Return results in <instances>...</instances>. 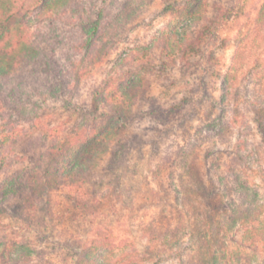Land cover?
<instances>
[{
  "label": "trees",
  "instance_id": "trees-1",
  "mask_svg": "<svg viewBox=\"0 0 264 264\" xmlns=\"http://www.w3.org/2000/svg\"><path fill=\"white\" fill-rule=\"evenodd\" d=\"M116 1L0 0V104L9 106L12 116L16 114L18 120L41 116V101H33L25 91L8 87L12 85L9 79L22 64L36 62L41 56L40 47L29 36L30 18L35 10H39L35 12L38 17L50 19L70 11L77 18L83 36L77 47L87 52L93 66L102 63L107 55L105 45L97 49L94 46L101 43L104 21ZM209 2L184 0L168 3L164 12L181 17L184 25L159 37L160 44H150L145 50L161 48L171 57L180 53L184 65L191 67V60L200 54L204 45L217 38L227 25L246 16L247 0H234L228 6H209ZM135 14L136 10L130 9L124 14L126 18L119 17L115 22L130 21ZM262 29L264 1L258 9L255 30L260 32ZM236 48L233 64L222 82L226 90L222 99L223 114L213 116V113H208L206 125L200 130V137L207 144L205 154L198 156L196 149L200 145H194L190 150L182 149L172 164H165L169 185L177 201L182 202L184 213L173 217L175 223L164 216L145 226L141 239L147 246L143 251L134 243H118L112 235L101 232L85 245L74 242L73 246L64 248L66 253L59 262L152 264L157 258L154 264H264V196L255 180L260 176L264 183V174L253 167L252 155L246 151L248 140L239 139L235 143L223 116L229 92L234 89L232 98L239 100L240 85L248 77L251 56L247 35L242 32L237 38ZM53 59L47 58L45 67H42L41 74L46 76L48 88L39 94V98H44V101L61 98L63 108L77 110L79 107L65 97L66 89L71 92L70 86L65 85L63 73ZM176 64L174 61L163 62L158 69L165 71L175 68ZM135 77L110 91L112 85L107 83L103 89L100 86L94 92L88 114L95 117L89 127L83 124L74 134L52 128L44 134L37 144L34 163L11 172L0 184V219L7 214L6 207L16 203L12 209L13 216L31 225L32 218L25 213L31 212L50 192L63 188H73L87 196L86 186L105 157H108L107 172L116 174L125 167L136 144L135 138L126 135L131 124L146 118L169 120L189 104L184 101L165 107L150 94L145 79L138 74ZM261 79L259 93L249 100L248 108L254 114L258 134L264 143V75ZM215 107L216 103L212 102V109ZM102 108L107 109V113L99 115ZM12 116L9 124H0L2 156L5 147L12 141L16 144L23 133L10 127L15 121ZM230 149L234 153L228 158L226 152ZM4 157L0 158V172L13 166L5 163ZM35 257H40L42 264H53L50 255L34 248L31 243L0 241V264H28Z\"/></svg>",
  "mask_w": 264,
  "mask_h": 264
},
{
  "label": "rangeland",
  "instance_id": "rangeland-1",
  "mask_svg": "<svg viewBox=\"0 0 264 264\" xmlns=\"http://www.w3.org/2000/svg\"><path fill=\"white\" fill-rule=\"evenodd\" d=\"M183 1L117 0L104 21L101 43L94 46L97 49L105 45L107 55L102 63L93 66L86 56L87 52L77 47L83 36L77 18L70 11L51 19L38 17L35 12L39 10L31 15L29 36L40 47L41 56L36 62L22 64L9 79L12 85L8 87H16L30 95L33 101H41V116L18 120L16 114L12 116L9 106L0 104V124H9L12 116L15 121L10 127L23 132L16 144L15 141L10 142L3 151L4 155L0 154V158L5 156V163L13 165L2 169L0 184L11 172L34 163L37 144L49 129L74 134L83 124L89 127L95 117L88 114L93 94L107 83L112 85L110 91L123 81L137 78L138 74L145 79L150 94L163 106L184 101L189 104L169 120L146 118L131 124L126 135L135 138L136 144L125 167L116 174L109 173L106 170L108 157H105L86 186L87 196L73 188L50 192L31 212L25 213L31 216V225L13 216L12 209L16 203L7 206V214L0 219V241L31 243L34 248L50 255L53 264H62L59 261L66 253L64 248L73 246L74 242L85 245L101 232L112 235L118 243H134L143 251L147 246L146 241L141 239L145 226L164 216L175 223L173 217L184 213L182 202L177 201L169 185L165 164H172L182 149L190 150L194 145H200L196 149L198 156L205 154L207 144L200 137V130L206 125L208 113H213V116L223 114L222 99L226 90L222 82L233 64L241 32L247 35L251 56L248 77L240 85L239 100L232 98L234 89L229 92L223 116L235 143L239 139L248 140L246 151L252 155L253 167L264 174V143L258 134L254 114L248 108L249 100L259 93L264 75V29L260 32L255 30L258 9L264 0H247L246 16L237 23L227 25L217 38L204 45L200 54L191 60V67L184 65L180 53L171 57L161 48L145 50L150 44H158L159 37L184 25L181 17L164 12L168 3ZM128 2L131 3L125 9ZM232 3L234 0H210L209 6H228ZM130 9L136 10L134 18L115 22L119 17L126 18L127 14H124ZM47 58H54L56 67L62 71L63 81L71 91L66 89L65 97L79 107L77 110L63 108L61 98L53 101L39 98V94L48 88L45 85L46 76L41 74ZM171 61L177 63L175 68L158 69L161 63ZM251 68L253 71H250ZM261 69L263 71L258 72ZM10 88H7L8 91ZM205 93L207 96H204ZM200 101L203 103L200 104ZM212 102L216 103L214 110ZM102 113H107V109L102 108L99 115ZM246 126L251 129L248 128V133ZM233 153L230 149L226 156L229 158ZM255 180L264 196L262 179L256 176ZM77 200L80 205H77ZM157 257L165 259L164 256ZM39 259L35 257L28 264H42ZM157 261L154 258L152 264Z\"/></svg>",
  "mask_w": 264,
  "mask_h": 264
}]
</instances>
